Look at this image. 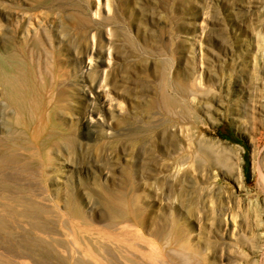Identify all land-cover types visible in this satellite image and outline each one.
Returning a JSON list of instances; mask_svg holds the SVG:
<instances>
[{"label":"rangeland","instance_id":"374dc122","mask_svg":"<svg viewBox=\"0 0 264 264\" xmlns=\"http://www.w3.org/2000/svg\"><path fill=\"white\" fill-rule=\"evenodd\" d=\"M80 261L264 264V0H0V264Z\"/></svg>","mask_w":264,"mask_h":264},{"label":"bare ground","instance_id":"6f19581e","mask_svg":"<svg viewBox=\"0 0 264 264\" xmlns=\"http://www.w3.org/2000/svg\"><path fill=\"white\" fill-rule=\"evenodd\" d=\"M98 248H96V250H97ZM76 264H83L81 261L80 262H77Z\"/></svg>","mask_w":264,"mask_h":264}]
</instances>
